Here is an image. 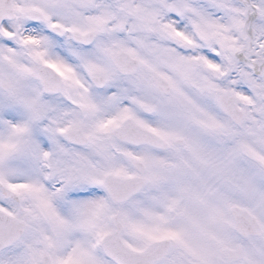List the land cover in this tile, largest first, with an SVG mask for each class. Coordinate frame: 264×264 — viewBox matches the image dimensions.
Masks as SVG:
<instances>
[{
  "label": "snow or ice",
  "instance_id": "1",
  "mask_svg": "<svg viewBox=\"0 0 264 264\" xmlns=\"http://www.w3.org/2000/svg\"><path fill=\"white\" fill-rule=\"evenodd\" d=\"M0 264H264V0H0Z\"/></svg>",
  "mask_w": 264,
  "mask_h": 264
}]
</instances>
